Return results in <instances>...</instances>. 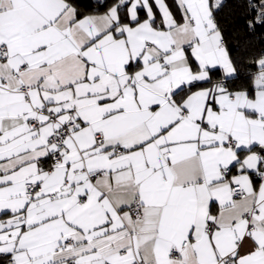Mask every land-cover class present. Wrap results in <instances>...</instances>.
Listing matches in <instances>:
<instances>
[{"label": "snow or ice", "instance_id": "1", "mask_svg": "<svg viewBox=\"0 0 264 264\" xmlns=\"http://www.w3.org/2000/svg\"><path fill=\"white\" fill-rule=\"evenodd\" d=\"M224 2L0 0V264H264V54L237 84Z\"/></svg>", "mask_w": 264, "mask_h": 264}, {"label": "trees", "instance_id": "2", "mask_svg": "<svg viewBox=\"0 0 264 264\" xmlns=\"http://www.w3.org/2000/svg\"><path fill=\"white\" fill-rule=\"evenodd\" d=\"M80 2L88 6L94 4L95 0H80ZM167 2L173 5L175 10L173 0ZM244 2L245 0H225L224 7L218 13L227 47L240 70L237 84L247 82L246 69L252 66L251 61L264 54V27H257L255 31L247 29Z\"/></svg>", "mask_w": 264, "mask_h": 264}, {"label": "crops", "instance_id": "3", "mask_svg": "<svg viewBox=\"0 0 264 264\" xmlns=\"http://www.w3.org/2000/svg\"><path fill=\"white\" fill-rule=\"evenodd\" d=\"M175 11V10H174ZM177 18H179V15L177 14Z\"/></svg>", "mask_w": 264, "mask_h": 264}]
</instances>
